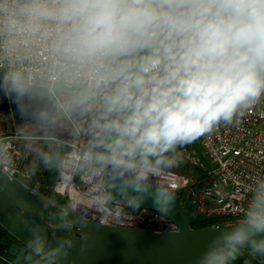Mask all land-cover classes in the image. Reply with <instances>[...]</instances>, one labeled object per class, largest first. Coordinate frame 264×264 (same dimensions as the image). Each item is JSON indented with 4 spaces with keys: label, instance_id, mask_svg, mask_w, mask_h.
Listing matches in <instances>:
<instances>
[{
    "label": "clouds",
    "instance_id": "obj_1",
    "mask_svg": "<svg viewBox=\"0 0 264 264\" xmlns=\"http://www.w3.org/2000/svg\"><path fill=\"white\" fill-rule=\"evenodd\" d=\"M262 96L264 0H0V102L35 132L71 121L82 137L56 165L79 198L41 201L53 209L47 226L22 221L27 235L13 264H74L89 211L102 219L119 210V219L150 200L172 215L177 193L161 179L180 149ZM28 136V149L53 166ZM12 166L0 145V192L29 211L4 171ZM208 233L193 264H235L246 250L264 257V177L249 186L238 219Z\"/></svg>",
    "mask_w": 264,
    "mask_h": 264
},
{
    "label": "built area",
    "instance_id": "obj_2",
    "mask_svg": "<svg viewBox=\"0 0 264 264\" xmlns=\"http://www.w3.org/2000/svg\"><path fill=\"white\" fill-rule=\"evenodd\" d=\"M71 125L73 143H63L62 155L82 143L76 126L72 122ZM15 138L0 139V145L7 147L13 164L11 169L5 168L4 171L22 183V180H29L31 176L22 166L23 157L13 142ZM183 151L198 176L195 178L169 171L161 182H167L179 192L180 202L189 192H198L202 202L201 211L226 214L229 218L225 222L238 219L246 207L249 186L256 177H264V96L235 117L233 122L218 125L210 133L186 145ZM58 173L59 169L52 188L54 194L68 202L78 199V190L69 185L68 178ZM84 183L82 177L76 178V184L81 188ZM127 211L129 214L119 219L120 211L115 210L113 213L112 209H105L102 219L95 211H89L87 217L102 225L177 231L174 224L158 213L146 209Z\"/></svg>",
    "mask_w": 264,
    "mask_h": 264
},
{
    "label": "water",
    "instance_id": "obj_3",
    "mask_svg": "<svg viewBox=\"0 0 264 264\" xmlns=\"http://www.w3.org/2000/svg\"><path fill=\"white\" fill-rule=\"evenodd\" d=\"M0 112H8L13 122L12 133L2 135L0 139L4 137L29 139L28 134H30L31 139H51L73 143L72 136L69 139H63L53 134L17 133L21 125L31 121H21L8 101L0 102ZM15 182L12 189L19 192L24 200L31 203L32 207L29 211H25L17 202L16 197L12 195L11 190L0 192V228L21 244L27 235L22 221L28 219L47 226L48 212L53 209L44 210L41 201L55 203L33 191L24 183L18 180ZM175 191L177 193L176 209L169 217H163L174 224L177 231L102 225L86 216L88 225L82 230L88 233V237L81 240L80 233H77L76 247L72 249L70 262L74 261V264H193L194 258L206 247L210 236L208 231L217 225L201 229H194L192 226L212 221H225L229 216L201 211L202 202L198 192L195 194L189 192L184 201L180 202L179 192ZM193 195H195L194 198ZM141 209L158 213L150 200ZM231 222L234 221L218 225ZM97 224L102 227H98ZM60 234L63 235V233ZM81 245L86 246L83 252H81Z\"/></svg>",
    "mask_w": 264,
    "mask_h": 264
},
{
    "label": "trees",
    "instance_id": "obj_4",
    "mask_svg": "<svg viewBox=\"0 0 264 264\" xmlns=\"http://www.w3.org/2000/svg\"><path fill=\"white\" fill-rule=\"evenodd\" d=\"M43 145H48L46 151H54L52 153V157L54 160L53 166L47 170L43 177L39 180L30 178L29 180H22V183L30 187L33 191L39 193L45 198L49 199L51 202L59 205L66 204V199L62 198L56 194H54L52 188L55 183V178L57 174V166L58 165V156H61L63 151V145L60 148H57L52 142L45 141L42 143ZM45 150V149H44ZM225 221H212L204 224H196L193 225L194 229L207 228L210 226H215L221 224ZM22 246L18 241L13 239L10 235H8L2 228H0V259L3 260L7 264H13L15 259L16 251ZM245 253L250 254L251 258H239L235 264H264V257H256L253 256L247 250Z\"/></svg>",
    "mask_w": 264,
    "mask_h": 264
},
{
    "label": "rangeland",
    "instance_id": "obj_5",
    "mask_svg": "<svg viewBox=\"0 0 264 264\" xmlns=\"http://www.w3.org/2000/svg\"><path fill=\"white\" fill-rule=\"evenodd\" d=\"M5 116H6V114H3V112H0V136L9 135L12 133V126L10 124H9V127L7 125H3L4 124L3 118H5ZM7 121H10V123H12L11 120H7ZM17 133H20V131L18 130ZM32 133L53 134V135L59 136L63 139H68L74 134V131H73V128L71 125V121H68L64 125H62L61 127H58L56 130H54L51 133H44V132H32ZM13 142L18 147V149L20 150L22 143L17 139L16 140L14 139ZM53 144L57 148H60V146H61L60 141H54ZM44 146H45V150L50 149V148H48V145H44ZM63 149H64V146H63ZM180 152L182 153V159H181L180 163L176 167L172 168L169 171L178 172L179 174L193 176L196 178L198 176V173L196 172L195 167L189 161L187 154L185 153V151H183V148L180 149ZM179 199H180V197H179ZM67 202H68V200H66V203ZM250 256H251L250 254L245 253V252L243 255H241L242 258H248V257L251 258Z\"/></svg>",
    "mask_w": 264,
    "mask_h": 264
},
{
    "label": "crops",
    "instance_id": "obj_6",
    "mask_svg": "<svg viewBox=\"0 0 264 264\" xmlns=\"http://www.w3.org/2000/svg\"><path fill=\"white\" fill-rule=\"evenodd\" d=\"M16 139L19 140L22 143L20 151H21L22 157H23V162H22L23 168H25L30 173V176L32 175L31 178L36 179V180L41 179L43 177L44 173L47 170H49L52 166L51 167H45V165L43 163L42 156L38 157L32 151H30L28 149L29 139L15 138V140ZM31 141H32V147L39 149V151L42 154H46V155H49V156L52 157V153L54 151H46V150H44L45 146L42 143L45 142V141H49V142L54 143V141H57V140L31 139ZM63 143H65V142H60V144L64 146ZM62 153H63V151H62ZM52 159H53V157H52ZM32 164H34L36 166V170H35V174L34 175L29 171V169L32 166ZM53 164H54V160H53ZM0 264H7V263H5L3 260L0 259Z\"/></svg>",
    "mask_w": 264,
    "mask_h": 264
},
{
    "label": "flooded vegetation",
    "instance_id": "obj_7",
    "mask_svg": "<svg viewBox=\"0 0 264 264\" xmlns=\"http://www.w3.org/2000/svg\"><path fill=\"white\" fill-rule=\"evenodd\" d=\"M3 114H6L5 118H3L4 119V124L3 125H7L9 127V124H10L12 126V130H13V122L10 123V121H7V120H11L12 121L11 115L8 112H3ZM32 126H33L32 122H29V123H26L24 125H21L18 130L20 131V133H30V132L32 133V132H35L33 130Z\"/></svg>",
    "mask_w": 264,
    "mask_h": 264
},
{
    "label": "bare ground",
    "instance_id": "obj_8",
    "mask_svg": "<svg viewBox=\"0 0 264 264\" xmlns=\"http://www.w3.org/2000/svg\"><path fill=\"white\" fill-rule=\"evenodd\" d=\"M72 197V196H71Z\"/></svg>",
    "mask_w": 264,
    "mask_h": 264
}]
</instances>
